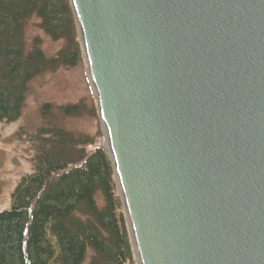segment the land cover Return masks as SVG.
<instances>
[{"label":"water","instance_id":"water-1","mask_svg":"<svg viewBox=\"0 0 264 264\" xmlns=\"http://www.w3.org/2000/svg\"><path fill=\"white\" fill-rule=\"evenodd\" d=\"M138 264H264V0H70Z\"/></svg>","mask_w":264,"mask_h":264},{"label":"trees","instance_id":"trees-1","mask_svg":"<svg viewBox=\"0 0 264 264\" xmlns=\"http://www.w3.org/2000/svg\"><path fill=\"white\" fill-rule=\"evenodd\" d=\"M70 7L69 0H0V122L21 118L35 76L76 65ZM33 15L54 40L65 41L58 58L37 46L26 53L23 30ZM59 111L65 118L81 113L78 106ZM30 141L33 172L0 212V264H84L89 250L91 264H136L114 168L105 151L90 149L95 138L49 125Z\"/></svg>","mask_w":264,"mask_h":264},{"label":"rangeland","instance_id":"rangeland-1","mask_svg":"<svg viewBox=\"0 0 264 264\" xmlns=\"http://www.w3.org/2000/svg\"><path fill=\"white\" fill-rule=\"evenodd\" d=\"M23 33L26 53L37 46L47 58H58L66 46L64 40L56 41L47 34L37 15L27 19ZM74 46L78 54L76 65L60 66L54 71L48 69L35 76L26 92L21 118L9 124L0 122V212L12 207L14 190L24 176L33 172L34 149L30 139L39 128L52 125L76 135H89L96 140L91 150H106V133L78 29ZM66 106H78L81 113L65 118L59 108ZM91 261L92 251L89 250L84 264H91ZM135 263L138 264L136 255Z\"/></svg>","mask_w":264,"mask_h":264},{"label":"bare ground","instance_id":"bare-ground-1","mask_svg":"<svg viewBox=\"0 0 264 264\" xmlns=\"http://www.w3.org/2000/svg\"><path fill=\"white\" fill-rule=\"evenodd\" d=\"M86 59V58H85ZM88 65V64H87ZM89 69V68H88ZM89 73H90V70H89ZM90 78H91V80H92V77H91V74H90ZM92 85H93V83H92ZM94 88V87H93ZM106 148L108 149L109 147H108V142H107V144H106Z\"/></svg>","mask_w":264,"mask_h":264}]
</instances>
